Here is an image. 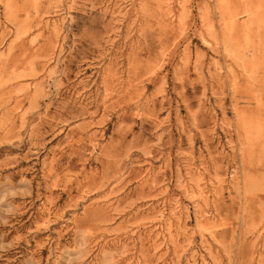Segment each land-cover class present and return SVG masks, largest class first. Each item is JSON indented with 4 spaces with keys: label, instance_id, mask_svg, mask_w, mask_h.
Returning a JSON list of instances; mask_svg holds the SVG:
<instances>
[{
    "label": "rangeland",
    "instance_id": "374dc122",
    "mask_svg": "<svg viewBox=\"0 0 264 264\" xmlns=\"http://www.w3.org/2000/svg\"><path fill=\"white\" fill-rule=\"evenodd\" d=\"M0 264H264V0H0Z\"/></svg>",
    "mask_w": 264,
    "mask_h": 264
},
{
    "label": "bare ground",
    "instance_id": "6f19581e",
    "mask_svg": "<svg viewBox=\"0 0 264 264\" xmlns=\"http://www.w3.org/2000/svg\"><path fill=\"white\" fill-rule=\"evenodd\" d=\"M201 192V191H200ZM200 192H198V193H200ZM171 229V228H170ZM169 232V231H168Z\"/></svg>",
    "mask_w": 264,
    "mask_h": 264
}]
</instances>
